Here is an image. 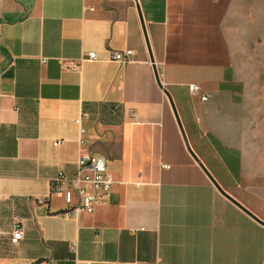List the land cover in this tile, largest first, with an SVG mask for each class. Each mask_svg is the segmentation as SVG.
<instances>
[{
  "label": "crops",
  "instance_id": "1",
  "mask_svg": "<svg viewBox=\"0 0 264 264\" xmlns=\"http://www.w3.org/2000/svg\"><path fill=\"white\" fill-rule=\"evenodd\" d=\"M154 64L192 150L264 221V0H0V264H264V225L190 154ZM83 153L115 181L67 214L51 180Z\"/></svg>",
  "mask_w": 264,
  "mask_h": 264
},
{
  "label": "built area",
  "instance_id": "2",
  "mask_svg": "<svg viewBox=\"0 0 264 264\" xmlns=\"http://www.w3.org/2000/svg\"><path fill=\"white\" fill-rule=\"evenodd\" d=\"M134 51L131 48L115 50L112 58L116 61H131ZM89 60H96L95 51L87 53ZM79 64L73 66L78 68ZM188 89L193 93H201L202 88L196 83H189ZM206 99V95L201 96ZM165 168L170 167L168 164ZM114 175L109 168V160L105 154L83 153L77 160V168L73 173L59 170L51 180L52 192L63 195L67 203V214L79 215L83 212H93L95 208L105 203L114 184ZM24 236L23 227L16 223L11 231L9 240L17 245Z\"/></svg>",
  "mask_w": 264,
  "mask_h": 264
},
{
  "label": "water",
  "instance_id": "3",
  "mask_svg": "<svg viewBox=\"0 0 264 264\" xmlns=\"http://www.w3.org/2000/svg\"><path fill=\"white\" fill-rule=\"evenodd\" d=\"M137 8H138V12H139V15H140V19H141V22H142V27H143V30H144V33H145V37H146V42H147V45H148V49H149V52H150V59L152 62H154V59H153V56H152V53H151V50H150V45H149V42H148V39H147V35H146V31H145V26H144V21H143V18H142V13H141V10H140V7L139 5L137 4ZM154 72H155V76H156V80H157V83L158 85L164 90L166 96L168 97L169 101H170V104L172 106V109L174 111V114L176 116V119L178 121V124H179V127H180V130H181V133H182V136L184 138V141H185V144L190 152V154L193 156V158L198 162V164L201 166V168L205 171V173L207 174V176L209 177V179L212 181V183L214 184V186L217 188V190L223 195L225 196L227 199H229L231 202H233L234 204H236L237 206H239L244 212H246L247 214H249L252 218H254L257 222H259L260 224L264 225V221L261 220L259 217H257L255 214H253L250 210H248L245 206H243L239 201H237L232 195H230L226 190H224V188H222V186L217 182V180L213 177V175L210 173V171L206 168V166L203 164V162L199 159V157L196 155V153L192 150L190 144H189V141L187 139V136H186V133L184 131V128H183V125L180 121V118H179V115H178V112H177V109H176V106L174 104V101H173V98L170 94V92L163 86L160 78H159V74H158V71L156 69V66L154 64Z\"/></svg>",
  "mask_w": 264,
  "mask_h": 264
}]
</instances>
